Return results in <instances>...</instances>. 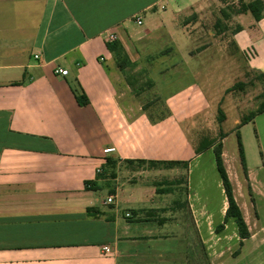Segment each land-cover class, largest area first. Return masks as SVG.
I'll return each mask as SVG.
<instances>
[{"label":"crops","instance_id":"obj_1","mask_svg":"<svg viewBox=\"0 0 264 264\" xmlns=\"http://www.w3.org/2000/svg\"><path fill=\"white\" fill-rule=\"evenodd\" d=\"M217 3L229 5L227 0H0V264H176L170 256L190 255L187 219L206 212L191 197L189 178L206 152L198 155L187 145L176 116L161 121L154 105L144 106L143 97L160 81L136 88L128 76L156 72L167 87L188 78L163 100L194 107L205 99L201 78L222 70L223 52L233 66L250 47L256 52L252 69L264 74V19H253L251 29L237 24L231 30L233 16L243 15L225 18L223 11L231 13L230 8L220 11L223 20L214 22L216 31L208 37L190 35L187 20L184 30L165 38L170 52L136 48L152 29L164 23L175 27L177 17L189 12L194 21L202 20ZM230 30L241 31L225 36ZM198 42L205 43L192 52ZM118 43V51L110 48ZM178 43L186 51L176 50ZM169 57L177 60H158ZM175 70L181 78L168 82L166 75ZM83 93L85 107L78 102ZM243 127L236 129L240 137ZM107 149L115 152L105 155ZM109 157L119 160L113 180L118 184L100 202L98 191L86 189V183L110 189L108 176L98 180ZM136 161L188 163V169H138L128 163ZM262 161L256 172L246 161L252 186L264 183ZM150 176L152 187L143 190L141 180ZM109 197L116 204L108 209ZM180 230L185 238H174ZM193 233L205 248L198 222Z\"/></svg>","mask_w":264,"mask_h":264},{"label":"rangeland","instance_id":"obj_2","mask_svg":"<svg viewBox=\"0 0 264 264\" xmlns=\"http://www.w3.org/2000/svg\"><path fill=\"white\" fill-rule=\"evenodd\" d=\"M228 6H220L219 3L211 7V14H208L203 19H193L192 13L181 14L175 21V27H170L167 23L165 26L159 29H152L154 32L145 42L138 44L136 47L139 50L145 48L155 51H162L163 53L170 52L171 45L165 39L168 34H177L184 30L187 20L192 22L191 34L196 35L203 32L204 37H208L209 32H215L213 24L216 20L222 19L221 10L233 8L237 11L241 8L242 3H249L254 0H227ZM264 2V0H262ZM218 6V7H217ZM228 8V9H227ZM164 13V12H163ZM162 13V14H163ZM231 19L232 29H235L237 24L244 26V28L251 29L253 26V18L251 15L247 17L233 16ZM167 22V21H165ZM230 23V22H229ZM188 29V28H187ZM229 31L225 36H232L233 31ZM258 31L256 32V34ZM224 37V38H227ZM233 37V36H232ZM262 38V34L256 36ZM182 38V37H180ZM205 43V42H204ZM204 43L192 44L190 50L192 52L197 51L199 46ZM226 43V42H225ZM241 47L244 46L240 42ZM227 46L229 47L228 43ZM226 47V46H225ZM227 48L229 52L230 48ZM183 44H179L175 47L178 51H186ZM134 50V47L131 48ZM173 51V50H172ZM223 68L220 72L216 70V74L207 75L205 78H201L205 90L203 93L204 101L194 107L184 106L183 103L175 106L171 103L170 108L174 110L172 113L169 109V105L166 104L165 99L168 95L172 94L178 87L187 85L189 83L188 78H183L181 83L176 85H166L165 77L159 75V73H147L146 75H129L130 83H134L136 88L144 87L151 80L160 81L153 92H148V95L143 97L144 106H152L155 119L164 120L168 116H176V124H179L182 132L184 133L187 145L193 151H197L203 144V140H207L210 143L223 144V158L226 170L229 178L233 184L234 195L240 209L243 212L245 221L247 223L250 239L245 241L243 245L240 243L238 236V229L234 221L229 220L225 223V213L228 208L227 200L224 194L222 182L217 172L215 155L213 149L207 151L203 157L194 163L191 177V197L201 202V211L205 210V214L202 212L201 217L187 219L186 225L191 229V247L189 250V256L177 257L170 256V260L176 264H264V183L250 185L246 179L244 168H242V162L240 158L239 142L237 126L242 123L243 119L252 111L256 110L260 104L259 96L264 91V83L258 80V76L261 72L259 68L252 69V62L256 60L254 57L256 52L250 47L245 52L246 57L240 56L236 65L228 62L229 58L226 52H223ZM238 54V53H237ZM240 54H242L240 50ZM164 57V56H163ZM255 58V59H254ZM161 62L168 61L172 63L177 60L176 57H169V59L159 58ZM249 66V67H248ZM235 67V68H234ZM238 70V72H235ZM176 72L170 71L169 75H166L169 79L175 77L181 78L183 74L179 70ZM256 72V73H255ZM137 76V77H136ZM238 83L246 84L243 89H237L234 92L227 93ZM179 93V92H177ZM177 95L176 93L173 96ZM177 103V102H176ZM149 104V105H148ZM179 106V107H178ZM222 109L227 117L226 122L220 125L218 121V110ZM151 111V112H152ZM180 120V121H179ZM221 134H225L227 138L222 139ZM241 141L244 147L246 161L248 166L252 168V171L256 172L259 164L262 165L264 157V116L259 117L255 122L244 126L241 129ZM193 161V160H192ZM181 173H185L182 172ZM264 174H260V180L264 181ZM125 179L124 175L122 180ZM258 179V178H257ZM154 179L150 177L142 178L141 185L143 190L144 186H150ZM112 186L110 189L102 188L96 192L95 197L100 202L106 199L108 193L113 185H117V181H110ZM188 184V183H187ZM258 185V186H257ZM107 206L106 208H110ZM198 211V210H197ZM186 220V219H185ZM175 220L174 222H176ZM196 222L199 223L202 229L201 239L203 237L205 241V248L203 247L202 240L199 246L198 235L193 233ZM224 226V229L219 232V227ZM176 230V229H175ZM181 232H176L177 237L185 238L181 235ZM188 234V233H187ZM186 236V234H185ZM97 239V238H95ZM172 246V242H170Z\"/></svg>","mask_w":264,"mask_h":264},{"label":"trees","instance_id":"obj_3","mask_svg":"<svg viewBox=\"0 0 264 264\" xmlns=\"http://www.w3.org/2000/svg\"><path fill=\"white\" fill-rule=\"evenodd\" d=\"M231 13H228V11H223V15L225 18H230L232 15H251L255 22L259 23L264 19V2L262 0H254L249 3H242L241 8L237 11L233 10V8L230 9ZM221 33H224L225 27L221 26ZM239 31H234L233 35L239 33ZM109 47V45H108ZM119 43L114 44V46L110 45V48H113L114 51H118ZM125 65V62L122 64L120 63V69H124L123 66ZM258 80H260L262 83H264V74H260L258 77ZM152 85V84H151ZM246 87V84L244 83H238L236 86H234L232 89L228 90L227 93H231L236 91L237 89H243ZM145 89H139L138 92L143 93ZM260 104L258 108L252 112H250L242 121L240 126H245L251 122L254 121V119L258 116H261L264 114V91L259 96ZM78 102L80 106L85 107L88 105V100L84 93L82 96H78ZM227 120L226 114L222 109L218 110V121L220 125H223ZM222 139L227 138L225 134H221ZM202 146L196 151V154L201 155L211 149L214 151L215 155V162L217 167V172L220 176L224 194L227 200L228 208L225 213L224 221L227 223L229 220H232L235 222L237 229H238V236L240 238V243L243 245L245 241L250 239V233L247 226V223L245 221L244 215L242 210L240 209L237 200L234 195V188L233 184L229 178L228 172L225 167L224 158H223V144L221 142L215 144L210 143L207 140L202 141ZM238 142H239V150H240V158L242 162V166L244 168L245 174L247 175V167H246V159H245V152L243 148V144L241 141L240 134L238 133ZM131 164H136L138 169H144L148 168L150 170H156V169H173L181 165L184 167V169H188V163H179V162H169V163H159V162H147V161H136V162H128ZM118 164L119 160L115 159L113 157H109L106 162V166L103 169V174L98 175V180H102L103 177L108 176L110 180H115L117 178V172H118ZM86 189H91L94 191H99L101 188L98 186L97 182H87L86 183ZM115 192L112 191L111 194H114ZM96 212V211H95ZM94 213L93 210H88V214L92 216ZM99 215H96L95 217H98ZM224 229V226L219 227V232H221Z\"/></svg>","mask_w":264,"mask_h":264},{"label":"built area","instance_id":"obj_4","mask_svg":"<svg viewBox=\"0 0 264 264\" xmlns=\"http://www.w3.org/2000/svg\"><path fill=\"white\" fill-rule=\"evenodd\" d=\"M137 24L139 26H142V21L140 19H138ZM109 38L112 41L115 40V38L113 36H110ZM58 73L59 74H62L63 76H67L68 75V72L67 71H62V70H60ZM114 152H115L114 149H107V150L104 151V154L105 155H111ZM115 204H116V198L115 197H109L108 200H107V202H106V205L112 206V205H115ZM104 250H105L106 253H110V250L108 248H105Z\"/></svg>","mask_w":264,"mask_h":264}]
</instances>
